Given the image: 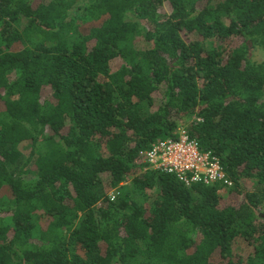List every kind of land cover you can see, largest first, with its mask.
<instances>
[{"label":"trees","instance_id":"trees-1","mask_svg":"<svg viewBox=\"0 0 264 264\" xmlns=\"http://www.w3.org/2000/svg\"><path fill=\"white\" fill-rule=\"evenodd\" d=\"M257 49L264 0H0V264H264ZM180 129L225 199L147 169Z\"/></svg>","mask_w":264,"mask_h":264},{"label":"built area","instance_id":"built-area-1","mask_svg":"<svg viewBox=\"0 0 264 264\" xmlns=\"http://www.w3.org/2000/svg\"><path fill=\"white\" fill-rule=\"evenodd\" d=\"M144 159L148 170L171 175L185 187L217 185L227 189L233 186L219 158L211 151L201 150L184 129L178 130L176 137L152 144ZM118 194L114 189L108 198L114 200Z\"/></svg>","mask_w":264,"mask_h":264},{"label":"rangeland","instance_id":"rangeland-1","mask_svg":"<svg viewBox=\"0 0 264 264\" xmlns=\"http://www.w3.org/2000/svg\"><path fill=\"white\" fill-rule=\"evenodd\" d=\"M162 13L169 14L170 9L167 3L163 5V8L161 9ZM252 58L254 61H262L264 60V52L257 49L253 52ZM119 67V61L115 60L111 63V69L112 71H115ZM20 149L22 153L27 155L30 151V143H23L20 146ZM123 186L129 187L130 186V179H127L126 181L123 182ZM248 191H252L253 186L251 184H245L244 185ZM121 187V185L119 186ZM118 191V188L116 189ZM111 192V191H110ZM227 191L223 188L220 190V194L222 195V199H225ZM136 199L140 201V198L136 196ZM225 200L222 201L221 206H226ZM251 249L248 248L245 243L241 239H237L235 244L233 245V260L238 261H245L248 253H250ZM218 254V253H217ZM215 255L212 259L213 264H219L221 262V259L219 258L218 255Z\"/></svg>","mask_w":264,"mask_h":264}]
</instances>
